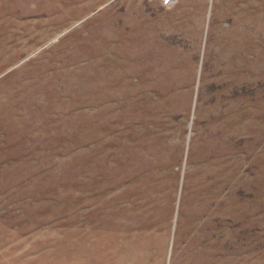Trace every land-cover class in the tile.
Returning a JSON list of instances; mask_svg holds the SVG:
<instances>
[{
    "label": "rangeland",
    "instance_id": "374dc122",
    "mask_svg": "<svg viewBox=\"0 0 264 264\" xmlns=\"http://www.w3.org/2000/svg\"><path fill=\"white\" fill-rule=\"evenodd\" d=\"M0 264H264V0H0Z\"/></svg>",
    "mask_w": 264,
    "mask_h": 264
},
{
    "label": "built area",
    "instance_id": "2783aa9c",
    "mask_svg": "<svg viewBox=\"0 0 264 264\" xmlns=\"http://www.w3.org/2000/svg\"><path fill=\"white\" fill-rule=\"evenodd\" d=\"M165 7H171L176 4L177 0H157Z\"/></svg>",
    "mask_w": 264,
    "mask_h": 264
},
{
    "label": "bare ground",
    "instance_id": "6f19581e",
    "mask_svg": "<svg viewBox=\"0 0 264 264\" xmlns=\"http://www.w3.org/2000/svg\"><path fill=\"white\" fill-rule=\"evenodd\" d=\"M117 101H118V100H117ZM95 103H96V102H95ZM99 106H100V105H99ZM102 109H103V108H102ZM97 111H98V107H96V109H95V117H96V120H97V117H98V114H99ZM93 115H94V114H93Z\"/></svg>",
    "mask_w": 264,
    "mask_h": 264
},
{
    "label": "water",
    "instance_id": "95a60500",
    "mask_svg": "<svg viewBox=\"0 0 264 264\" xmlns=\"http://www.w3.org/2000/svg\"><path fill=\"white\" fill-rule=\"evenodd\" d=\"M199 84V83H198ZM195 105V104H194ZM192 118H193V116H192Z\"/></svg>",
    "mask_w": 264,
    "mask_h": 264
}]
</instances>
